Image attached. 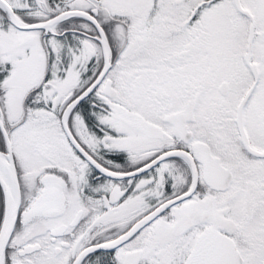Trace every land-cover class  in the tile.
<instances>
[{"label":"snow or ice","instance_id":"1","mask_svg":"<svg viewBox=\"0 0 264 264\" xmlns=\"http://www.w3.org/2000/svg\"><path fill=\"white\" fill-rule=\"evenodd\" d=\"M0 264H264V0H0Z\"/></svg>","mask_w":264,"mask_h":264}]
</instances>
